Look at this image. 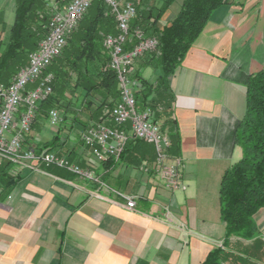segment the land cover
Masks as SVG:
<instances>
[{"label":"crops","instance_id":"obj_1","mask_svg":"<svg viewBox=\"0 0 264 264\" xmlns=\"http://www.w3.org/2000/svg\"><path fill=\"white\" fill-rule=\"evenodd\" d=\"M173 3L162 25L178 12L170 10ZM14 15L15 0H0V40L8 36ZM143 57L132 74L138 69L154 81L156 71ZM262 68L264 0H235L215 9L169 77L179 151L168 152L182 159L180 187L174 190L156 171L153 145L130 139L118 160L98 162L81 140L94 119L83 114L86 126L69 118L58 127L37 120L24 148L39 152L56 141L54 152L92 169L109 187L137 195L136 210L95 182L55 166H42L45 173L0 168V264L201 263L222 241L220 180L241 158L235 132L245 110L246 83ZM132 81L136 90L139 83ZM254 220L264 242V207Z\"/></svg>","mask_w":264,"mask_h":264},{"label":"trees","instance_id":"obj_2","mask_svg":"<svg viewBox=\"0 0 264 264\" xmlns=\"http://www.w3.org/2000/svg\"><path fill=\"white\" fill-rule=\"evenodd\" d=\"M132 1L136 7L132 26L140 27L159 42L157 51L144 58V64L156 71L155 80L144 78L138 69L131 75L139 83L134 90L136 107L151 110L152 121L169 135L171 151L178 155L169 77L202 33L211 13L235 0H182L178 12L163 25L160 19L175 0ZM51 12L48 0H15L14 21L8 36L0 40V84H8L27 63L28 53L47 32ZM115 30L114 19L104 1L93 0L63 52L48 68L54 76L53 91L40 103L35 122L44 116L47 119L49 111L55 108L62 110L61 123L72 118L86 126L88 120H80L83 114L96 122L106 117L117 103L119 91L102 40ZM235 142L241 148V158L223 172L218 191L219 217L224 224L222 241L199 264H257L264 255V242L254 220L264 207V68L248 76L245 110L235 132ZM56 143H44L40 149L58 151ZM9 166V162H3L0 168ZM7 179L14 184L12 176L7 175Z\"/></svg>","mask_w":264,"mask_h":264},{"label":"built area","instance_id":"obj_3","mask_svg":"<svg viewBox=\"0 0 264 264\" xmlns=\"http://www.w3.org/2000/svg\"><path fill=\"white\" fill-rule=\"evenodd\" d=\"M115 22V32L103 36V46L108 51V67L116 74L119 97L106 117L92 122L81 133L83 144L96 161L118 160L130 139L153 145L156 171L168 190L180 187L182 159L169 154L171 140L156 122L149 108L138 110L131 78L135 62L158 49V39L147 35L138 26H132L136 7L132 0H103ZM93 0H48L52 12L47 32L35 49L27 55V63L10 79L0 84V166L9 162L18 171L44 172V167L64 169L80 179L93 181L99 189L123 200L129 210H136L137 195H128L109 187L92 169L71 162L65 155L54 151L24 148L23 142L35 122L41 102L52 94L54 76L48 71L52 61L61 55L67 41L86 14ZM35 86L27 89L29 84ZM48 124L58 127L62 118L56 109L48 113ZM129 126V127H128ZM95 196L110 202L98 192ZM164 214L171 217L168 206ZM221 244V243H220ZM218 244V245H220Z\"/></svg>","mask_w":264,"mask_h":264},{"label":"rangeland","instance_id":"obj_4","mask_svg":"<svg viewBox=\"0 0 264 264\" xmlns=\"http://www.w3.org/2000/svg\"><path fill=\"white\" fill-rule=\"evenodd\" d=\"M181 1L182 0H178V1H175L174 3H173V5L171 6V8H170V10L171 11H177L179 8H180V5H181ZM144 58V57H143ZM137 62L139 63V62H141V58L140 59H138L137 60ZM35 86V83L34 84H29L28 85V87H27V89H31V88H33ZM56 110H57V112L60 114V116L62 115V110L61 109H59V108H55ZM46 117L44 116V118H42V119H40V120H43V121H45V120H47L48 119V117H47V119H45ZM47 123H48V121H47ZM52 127V126H51ZM264 259L262 258V260H259V261H256V263L257 264H264V261H263Z\"/></svg>","mask_w":264,"mask_h":264}]
</instances>
